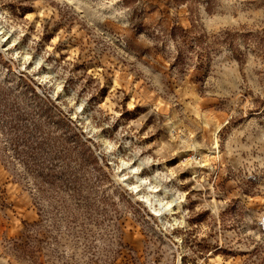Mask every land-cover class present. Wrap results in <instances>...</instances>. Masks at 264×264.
<instances>
[{"label":"rangeland","instance_id":"374dc122","mask_svg":"<svg viewBox=\"0 0 264 264\" xmlns=\"http://www.w3.org/2000/svg\"><path fill=\"white\" fill-rule=\"evenodd\" d=\"M0 264H264V0H0Z\"/></svg>","mask_w":264,"mask_h":264},{"label":"bare ground","instance_id":"6f19581e","mask_svg":"<svg viewBox=\"0 0 264 264\" xmlns=\"http://www.w3.org/2000/svg\"><path fill=\"white\" fill-rule=\"evenodd\" d=\"M3 41L6 40V36L5 38L2 39ZM122 166H125L126 169L130 168L129 170L133 171L134 173L135 172H138V168H134V167H131V166H128V164L122 162ZM130 171V172H131ZM124 179V178H123ZM142 184V183H141ZM138 185L134 186V187H137ZM153 188V186H151ZM152 188H149V189H152ZM153 193L154 194H150L149 192H145L142 194V197L145 199L144 201L148 202L150 207L152 208V210L154 212H156L155 214H159V215H162L166 212H169V213H172L173 212V209H172V205H171V200L169 203L168 202H162V200L160 199V196L158 194H156L155 192H157L156 189H152ZM150 191V190H149ZM156 194V195H155ZM156 204L158 205V207H155Z\"/></svg>","mask_w":264,"mask_h":264}]
</instances>
